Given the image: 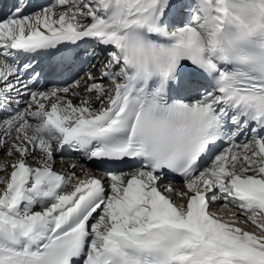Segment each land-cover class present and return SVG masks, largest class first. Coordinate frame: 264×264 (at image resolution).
<instances>
[{"label": "snow or ice", "instance_id": "obj_1", "mask_svg": "<svg viewBox=\"0 0 264 264\" xmlns=\"http://www.w3.org/2000/svg\"><path fill=\"white\" fill-rule=\"evenodd\" d=\"M0 264H264V0H12Z\"/></svg>", "mask_w": 264, "mask_h": 264}, {"label": "rangeland", "instance_id": "obj_2", "mask_svg": "<svg viewBox=\"0 0 264 264\" xmlns=\"http://www.w3.org/2000/svg\"><path fill=\"white\" fill-rule=\"evenodd\" d=\"M213 207L216 209V212L218 214L224 216L225 218H227L229 215H231V211H232L231 209L223 208L220 205H214ZM240 226L241 227H246V225H243V224H241Z\"/></svg>", "mask_w": 264, "mask_h": 264}, {"label": "bare ground", "instance_id": "obj_3", "mask_svg": "<svg viewBox=\"0 0 264 264\" xmlns=\"http://www.w3.org/2000/svg\"><path fill=\"white\" fill-rule=\"evenodd\" d=\"M164 182H165V183H168L169 181H164ZM180 183H181V182H177V183L174 182L173 184H175L177 187H179V186H180Z\"/></svg>", "mask_w": 264, "mask_h": 264}]
</instances>
